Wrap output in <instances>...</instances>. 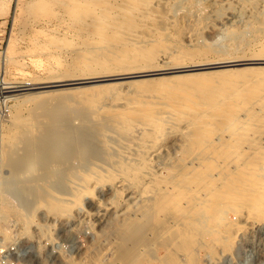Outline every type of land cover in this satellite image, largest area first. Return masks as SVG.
Segmentation results:
<instances>
[{
    "label": "bare ground",
    "instance_id": "obj_1",
    "mask_svg": "<svg viewBox=\"0 0 264 264\" xmlns=\"http://www.w3.org/2000/svg\"><path fill=\"white\" fill-rule=\"evenodd\" d=\"M147 4L146 0L109 4L98 21L112 26L103 28L97 44L91 42L107 48L114 61L120 59L119 52L126 53L124 45L131 46L133 40L124 36L119 45L120 39L116 41V37H123L120 32L137 31L148 22L152 10L147 9ZM132 45L139 51L128 56V61L138 57L145 63L119 68L112 74L78 77L66 72L31 83L8 82L0 75V96L119 75L218 67L237 60L264 62V57L256 54L244 59L170 66L163 48ZM155 47L161 48L156 44ZM261 69L221 77L218 72H202L158 78L149 84L138 82L128 93L112 94L109 104L105 101L109 85L56 87L23 95L17 102L19 108L10 117V130L0 152L6 171L0 185L1 217L14 216L19 225L17 234L28 233L31 225L41 226L35 222L39 209L62 216L81 197L94 198L96 188L109 187L112 198L106 201L94 198L90 209L95 208L96 212L94 215L89 212L90 216H96L100 235H111L119 241L116 253L120 257L126 254L123 250L128 247L126 243H130L129 252L133 254L142 236L155 226L154 216L171 210H177V216L166 217L162 229L186 224L193 239L200 234L194 230L202 224V214L212 202L225 203L234 213L244 208L246 222L257 223L264 218V67ZM22 109L27 110L26 115ZM177 135L183 142L178 151L189 155L188 160L180 166L174 162L178 166L175 170L170 169L172 164L168 168L164 162L157 169L151 168L152 159ZM243 156L245 159L240 160ZM53 183L60 185L58 191L51 188ZM130 195L138 196L137 207L129 208L123 223H108L105 212ZM145 217L147 220L141 224ZM227 224L226 230L231 231L232 224ZM233 224L237 230L241 227L240 222ZM184 230L178 231L182 239L179 245L188 232ZM3 236L5 241L9 239L7 232Z\"/></svg>",
    "mask_w": 264,
    "mask_h": 264
},
{
    "label": "rangeland",
    "instance_id": "obj_2",
    "mask_svg": "<svg viewBox=\"0 0 264 264\" xmlns=\"http://www.w3.org/2000/svg\"><path fill=\"white\" fill-rule=\"evenodd\" d=\"M111 1L0 0V75L8 82L31 83L45 81L58 74L65 75L66 72L78 77L90 76L91 73L112 74L119 68H130L145 63L137 56L134 61H128V56L139 51L138 47L137 49L132 45L134 43L135 46L139 43L141 48L143 46L153 47L155 50L163 48L170 66L183 62L244 59L256 54L264 57V0H146L147 9L152 10L148 22L137 30L139 32H120L123 37H116V41L119 39L120 41L118 43L113 41L119 44L124 36L133 40L131 46L124 45L126 53L118 54V58H122V64L120 59L116 58L114 61L112 56L110 58L111 53L109 51L107 53V48L104 50L105 48L95 45L100 40L103 28L112 26L106 25V20L104 24L98 21L99 17L107 12L104 8L108 9L111 3L120 0ZM141 40H145L143 43H146H141ZM155 44L161 48L155 47ZM246 61L249 60H237L230 64L221 63L218 67L191 68L184 71L168 69L169 71L165 73L119 75L110 79H93L60 87L109 85L105 93V101L109 104L112 101V94L128 93L138 82L149 84L158 78L202 72H218V76L221 77L232 72L243 70V73H248L249 70L255 71L264 67V62ZM56 87L18 90L11 92L14 93L11 96H0V152L10 130V117L20 106H17L19 99L26 94ZM21 111L22 114L27 113L26 109ZM181 141L180 136H172L164 145L165 149L152 159L151 168L157 169L164 162L168 168L173 165L170 169L175 170L178 167H175L176 164L180 166L185 163L189 155L178 151V145L183 143H180ZM243 157L240 160H244L245 156ZM0 159L1 185L6 171L1 164L2 156ZM50 186L53 191L60 189L59 184L53 183ZM94 194V198L102 201L113 196L110 188L105 186L96 188ZM94 198L81 197L78 203L70 207V212L62 216H55L39 209L35 222L41 226L31 225L29 232L24 234H17L19 225L14 216L2 218L0 212V247L3 251L16 247L12 250L14 253L3 252L1 255L7 257H0V260L7 259V264H264V218L257 223L248 224L244 208L235 210L238 213L241 211L238 217V213L230 210L225 203L219 202V204L212 202L205 208L203 214L201 212L204 220L200 227L194 230L200 232L196 239L189 236L192 232L186 224H175L162 229L164 223H161L166 217L171 219L177 216L178 211L171 210L166 214L154 216L155 226L152 224L151 226H154L151 228L152 231L149 229L145 233L146 236H142L140 239L142 243L138 242V249L136 248L132 254L129 252L131 248H128L131 247L130 243H126L125 246L128 247L122 248L126 254L122 253L126 257H120L116 253L119 241L111 235H100L98 231L96 216H93L95 208L90 209L95 203L92 202ZM137 198L138 196L134 198L130 195L126 201L120 200L119 205L114 207L116 209H108L105 212L108 223L113 225L123 223L128 211L137 207ZM89 211L93 213L92 216ZM145 220L146 217L142 219L141 224ZM229 220L236 224L240 222L239 230ZM227 222L232 224V230L237 231L226 230ZM159 224L161 225L158 226ZM180 228L188 229L186 230L188 232L184 230L186 234L182 245H179L182 240ZM215 228L217 232L214 231ZM3 232L9 235L6 241Z\"/></svg>",
    "mask_w": 264,
    "mask_h": 264
},
{
    "label": "built area",
    "instance_id": "obj_3",
    "mask_svg": "<svg viewBox=\"0 0 264 264\" xmlns=\"http://www.w3.org/2000/svg\"><path fill=\"white\" fill-rule=\"evenodd\" d=\"M15 249H16V247H15ZM15 249H7L6 251H3V249L0 247V257H4V258H6L7 257V255H1L3 252H6L7 254H9V253H14L12 250H15ZM6 261H7V259H6ZM6 261H4V260H0V264H7L6 263Z\"/></svg>",
    "mask_w": 264,
    "mask_h": 264
}]
</instances>
